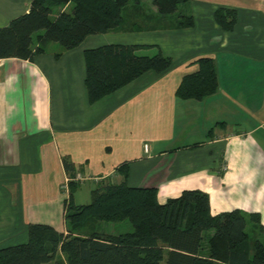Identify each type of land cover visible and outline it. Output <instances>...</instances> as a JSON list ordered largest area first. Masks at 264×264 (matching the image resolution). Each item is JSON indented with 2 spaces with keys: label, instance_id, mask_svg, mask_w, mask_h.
Wrapping results in <instances>:
<instances>
[{
  "label": "crops",
  "instance_id": "1",
  "mask_svg": "<svg viewBox=\"0 0 264 264\" xmlns=\"http://www.w3.org/2000/svg\"><path fill=\"white\" fill-rule=\"evenodd\" d=\"M31 1L0 0V28L28 13ZM255 2L224 5L237 12L224 32L206 0H188L189 29L161 26L173 17L139 0L124 11L135 27L89 36L59 58L50 44L32 60L0 59V247L27 237V224L65 233L69 182L91 197L101 181L121 183L124 165L128 186L155 188L160 204L199 190L212 215L254 214L264 229V4ZM106 45L152 46L173 65L91 104L84 54ZM201 57L215 62L217 93L177 98Z\"/></svg>",
  "mask_w": 264,
  "mask_h": 264
},
{
  "label": "trees",
  "instance_id": "2",
  "mask_svg": "<svg viewBox=\"0 0 264 264\" xmlns=\"http://www.w3.org/2000/svg\"><path fill=\"white\" fill-rule=\"evenodd\" d=\"M138 2L32 0L28 13L0 28V59L32 60L50 44L59 47L55 53L59 58L89 36L135 27L127 26L124 11ZM186 2L152 0L159 16L174 18L176 29L194 25L191 14L178 11ZM214 20L223 31L232 32L237 12L218 9ZM84 58L91 104L149 72L162 75L173 65L172 58L152 46L106 45L87 50ZM191 64L196 68L181 79L175 96L202 101L216 94L214 60L201 57ZM124 166L122 182H99L86 205H75L77 187L69 182L65 233L47 224H27V241L0 247V264H264V229L257 215L239 210L212 215L208 195L199 190L184 191L160 204L155 188L128 186ZM64 167L72 171L67 160ZM125 222L131 230L123 234L95 229L99 224Z\"/></svg>",
  "mask_w": 264,
  "mask_h": 264
},
{
  "label": "rangeland",
  "instance_id": "3",
  "mask_svg": "<svg viewBox=\"0 0 264 264\" xmlns=\"http://www.w3.org/2000/svg\"><path fill=\"white\" fill-rule=\"evenodd\" d=\"M206 1L211 3L214 6H217V8H214V13L218 9H226L224 5L231 6V5H235L236 2H238V0H206ZM244 1L245 2L248 1V3H250L251 1H256L255 3L257 5H261V6H263V4H264V0H244ZM218 2H219V5H218ZM229 10H235V9H229ZM178 11L180 13H183L186 15L190 14V3H188V0L181 7H179ZM174 21H175L174 19H170L168 22H161L160 25L166 26V27L175 26ZM89 192L90 191H89L88 187H86V186H85V188H81V190H79V191L76 190V201L74 203L83 204V205L88 204L91 200ZM95 229H97L100 232L118 235V234L130 232L131 227L129 226L128 223L125 222V223H120V224H99V225L95 226ZM26 241H27V237H25L24 239H22L21 237H17L13 240L14 243L8 244L6 246L21 244V243H25Z\"/></svg>",
  "mask_w": 264,
  "mask_h": 264
},
{
  "label": "built area",
  "instance_id": "4",
  "mask_svg": "<svg viewBox=\"0 0 264 264\" xmlns=\"http://www.w3.org/2000/svg\"><path fill=\"white\" fill-rule=\"evenodd\" d=\"M79 180H81V177H80V176H77V177L75 178V181H76V182H79Z\"/></svg>",
  "mask_w": 264,
  "mask_h": 264
}]
</instances>
